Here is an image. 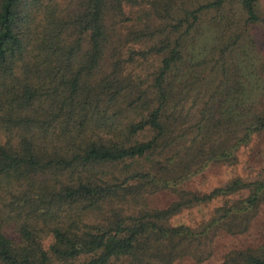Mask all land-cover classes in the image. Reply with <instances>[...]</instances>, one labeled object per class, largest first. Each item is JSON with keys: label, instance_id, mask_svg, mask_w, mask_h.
<instances>
[{"label": "trees", "instance_id": "16d2710c", "mask_svg": "<svg viewBox=\"0 0 264 264\" xmlns=\"http://www.w3.org/2000/svg\"><path fill=\"white\" fill-rule=\"evenodd\" d=\"M0 264H106L103 0H0Z\"/></svg>", "mask_w": 264, "mask_h": 264}, {"label": "rangeland", "instance_id": "374dc122", "mask_svg": "<svg viewBox=\"0 0 264 264\" xmlns=\"http://www.w3.org/2000/svg\"><path fill=\"white\" fill-rule=\"evenodd\" d=\"M80 263V262H79Z\"/></svg>", "mask_w": 264, "mask_h": 264}]
</instances>
